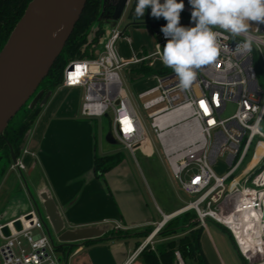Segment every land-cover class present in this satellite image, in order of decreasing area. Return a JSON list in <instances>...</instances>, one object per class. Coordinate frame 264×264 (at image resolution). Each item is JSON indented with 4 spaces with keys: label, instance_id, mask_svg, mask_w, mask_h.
<instances>
[{
    "label": "built area",
    "instance_id": "obj_1",
    "mask_svg": "<svg viewBox=\"0 0 264 264\" xmlns=\"http://www.w3.org/2000/svg\"><path fill=\"white\" fill-rule=\"evenodd\" d=\"M134 1L128 0L127 8ZM183 2L182 12L191 21L189 0ZM157 32L160 39L152 53L126 60L116 46L125 31L117 26L105 38L98 56L69 61L61 86L84 90V116L112 114L115 138L134 156L148 140L140 110L172 176L181 190L193 197L174 213L193 210L203 227L211 219L226 228L243 264H264V86L256 67L257 63L264 67V24L253 22L250 26L251 50L242 54L234 49L244 38L222 32L220 55L198 71L188 90L179 88L173 70L162 63L159 53L167 39L161 28ZM140 63L158 72L153 75V86L136 93L137 108L121 72L128 78V68ZM220 156L226 158L222 175L214 170ZM18 166L25 168L19 158L14 167ZM162 223L138 246L135 255L146 249ZM0 237L2 264H61L36 209L0 225ZM175 255L177 264H187L180 250Z\"/></svg>",
    "mask_w": 264,
    "mask_h": 264
},
{
    "label": "crops",
    "instance_id": "obj_2",
    "mask_svg": "<svg viewBox=\"0 0 264 264\" xmlns=\"http://www.w3.org/2000/svg\"><path fill=\"white\" fill-rule=\"evenodd\" d=\"M136 22L137 24H130L137 27L136 33L154 35L157 41L159 40L157 29L162 26H151L146 23L147 20ZM127 33L125 30L124 38L132 45L131 38L126 36ZM156 43L152 45L151 42L148 44L143 41L136 47L131 46V59L134 55L152 53ZM118 51L128 60L120 52V48ZM142 66L147 65L133 64L128 71L129 80L134 71L135 78L142 83L139 91L153 86L151 82L146 81L153 80L155 83L153 75L158 72L154 69L147 74L140 73ZM83 100L82 88L60 85L43 105L31 129L26 147L18 157L25 168L21 169L20 173L12 163L4 177L0 178V225L32 209L37 210L34 198L45 216L39 193L49 190L66 229L99 226L104 227L106 232L132 231L126 237H110L97 242L79 241L69 256L67 248H62L58 250L62 259L61 264H148L142 252L134 254L143 242L140 241L142 237L140 233L154 228L164 215H171L170 213H174L186 203H175L172 210L167 211L160 207L158 209L151 207L135 177L134 168L122 157L110 170L104 173L98 171L96 156L121 154L119 148L114 145L120 143L109 136V133L106 138L108 137V142L114 144H108L106 140L100 143L101 131L98 120L82 114ZM147 141L138 150L142 147L152 150L151 143L148 144ZM221 228L216 222L211 221L200 233L201 252L208 264H228L223 237L225 235ZM195 229L188 227L186 231L177 232L169 238L178 242L174 237L180 236L181 239L190 237ZM1 243L0 237V245Z\"/></svg>",
    "mask_w": 264,
    "mask_h": 264
},
{
    "label": "water",
    "instance_id": "obj_3",
    "mask_svg": "<svg viewBox=\"0 0 264 264\" xmlns=\"http://www.w3.org/2000/svg\"><path fill=\"white\" fill-rule=\"evenodd\" d=\"M88 1L32 0L29 3L24 15L0 52V138H6L7 127L29 101H31L29 103L31 108L38 103L42 106L47 103L53 91L39 90V87L49 75L71 38ZM127 2L128 0L103 1V11L99 17L101 22L93 26L88 40L83 46V52L88 50L92 53L98 43L104 42L112 29L118 26L127 9ZM107 8L109 10L106 13ZM146 23L151 26H165L167 21H147ZM130 24H137V22L134 21ZM180 25L188 27L194 26V23L189 20H180ZM98 36V43H94ZM90 45L92 46L89 49ZM99 54V49H96L94 56ZM30 133L31 131L25 136L22 150L26 147ZM109 136L118 142L112 131L109 132ZM11 151L12 163L17 165L18 156L12 147ZM17 169L22 173L19 166ZM39 197L45 216L33 197L35 206L44 221L51 242L56 250L67 248V256L79 244V241L86 242L102 237L106 233L105 228L99 226L66 229L51 192L49 190L40 191ZM165 223L166 219L162 225ZM56 241L59 243L57 244Z\"/></svg>",
    "mask_w": 264,
    "mask_h": 264
},
{
    "label": "clouds",
    "instance_id": "obj_4",
    "mask_svg": "<svg viewBox=\"0 0 264 264\" xmlns=\"http://www.w3.org/2000/svg\"><path fill=\"white\" fill-rule=\"evenodd\" d=\"M189 4L192 27L180 25L183 0H137L134 9L137 19H143L150 8L152 17L167 21L161 27L167 43L159 55L162 63L173 70L182 90L190 88L201 68L217 60L222 32L244 38L234 49L242 54L251 50L250 26L253 22L264 24V0H189Z\"/></svg>",
    "mask_w": 264,
    "mask_h": 264
},
{
    "label": "trees",
    "instance_id": "obj_5",
    "mask_svg": "<svg viewBox=\"0 0 264 264\" xmlns=\"http://www.w3.org/2000/svg\"><path fill=\"white\" fill-rule=\"evenodd\" d=\"M32 0H0V52L7 43L12 31L16 27L17 23L24 15L25 10L27 9L29 3ZM103 1L104 0H89L86 6V9L78 22L71 38L69 39L67 45L65 46L60 57L57 59L52 69L50 70L49 75L42 82L45 86V90L54 91L58 86L63 82L64 69L69 61L73 59H80L88 56L86 52H83V46L88 40V35L92 31L93 26L101 22L99 17L103 11ZM137 0L133 7L136 6ZM109 10V8H107ZM106 10V13L108 12ZM185 17L180 16V20H183ZM154 17L151 16V10L146 9L144 18L139 20H149L153 21ZM160 19V18H159ZM163 21L165 19L161 17ZM154 69L147 66H142L139 70L140 73L147 74L152 72ZM43 106L38 103L34 107L25 108L24 114L17 121L12 120L9 126L5 131L6 138H0V178L9 170L12 164V151L11 147L14 149V152L19 157L22 153V145L26 134L31 131L33 125L35 124L39 114L41 113ZM11 145V147H10ZM118 155L110 156V159L115 158ZM121 161L120 158L110 160L109 162H104V160L96 156V168L101 173H104L116 164ZM185 215H189V226L177 224V217L170 219L158 232V235H165L169 233L170 236H174L177 232L186 231L187 227L196 228L192 236L181 239L180 241H170L167 245H161L158 252L155 251H142L141 254L144 255L148 264H177L175 251L178 249L181 251V254L187 264H191L189 259H197L196 264H208L205 256L201 252L200 245V233L203 230V227L200 226V223L196 221L197 213L195 211H188ZM219 225V224H218ZM226 230L225 227L219 225ZM151 232V229H146L141 232L142 237L147 236ZM168 237V238H169ZM110 237H105L104 235L97 239H90L88 242H97L109 239ZM115 238V237H114ZM116 238H119L116 237Z\"/></svg>",
    "mask_w": 264,
    "mask_h": 264
},
{
    "label": "rangeland",
    "instance_id": "obj_6",
    "mask_svg": "<svg viewBox=\"0 0 264 264\" xmlns=\"http://www.w3.org/2000/svg\"><path fill=\"white\" fill-rule=\"evenodd\" d=\"M133 5H134V3L132 4V7H133ZM149 10H151V9L149 8ZM180 16L185 17L183 20H189V16L184 12H181ZM134 21H135V19H134L133 15H131V8L128 7L126 9L125 13L123 14V17L121 18L119 24H118V29L123 31L130 23H132ZM153 21H163V19L154 18ZM188 27H192V26H188ZM136 28L137 27H134L133 25L126 28V31H128V33H127L128 35H126V36L131 38L132 45H130L124 37L121 38L120 40H118V42L116 43L117 48H120V52L128 60L131 59V56H130L131 55V52H130L131 46L136 47L139 44H141V42H143V41H145L148 44L151 42L153 45V43L154 42L156 43V41H157V37L155 38L154 35H139L138 33H136L137 32L135 30ZM140 28L142 29L144 27H140ZM158 39H160V38H158ZM98 41H99V36L96 37V39L94 40V43H98ZM91 46L92 45H90L88 48L90 49ZM163 47H162V51H163ZM96 49H99V51L101 52L102 44L98 43V46H96V48L93 49L92 53H90L88 51L87 52L88 56H94ZM152 49H154V48L152 47ZM256 67L258 70L259 80L264 86V67L260 63H257ZM129 69L130 68H128V70ZM134 73L135 72L133 71V73L131 74L130 80L127 78L124 71L121 72V75H122V78L124 81V87L132 95L135 106L138 108V104L136 101V93H138L139 90H141L140 87H142V83H140L135 78ZM147 82H151V84H154L153 80L146 81V83ZM45 88L46 87L43 86V84H41L39 87V90L45 89ZM30 102L31 101H29L28 104L25 105L21 109V111L13 118L14 121H17L19 118H21V116L24 114L25 108H28ZM139 112H140L141 117H142V119H143V121L147 127V132L149 135L147 143L148 144L151 143L152 150L151 149L148 150L147 148L142 147V149L136 150V153L134 156L130 151L125 149L121 144L116 145L114 143L108 142V140H107L108 137L106 138V135H108V133L111 130V122H112L111 119L113 117L112 114H110L109 116L95 118L96 120H98V126H99L100 131H101V137H99V140H100V143L105 142V140H106V142L108 144H114L115 146H117L119 148V152L121 154H117L118 156H116L113 159H110V156L98 155L97 157L104 160V162H106V161L109 162L110 160H114V159H118V158L121 159V157H122V159L124 161H127L134 168L135 177L137 178L138 183L141 186L142 191L145 194L147 202L150 204V206L154 207L156 209H158L160 207L162 210H165V211L172 210L171 208H173L175 203L185 204V203H188L189 201H191L193 199V197L187 195L184 191H182L178 182L172 176L170 168H169L164 156L162 155L160 146L157 142L155 134L153 133V130L149 126V123H148L147 119L145 118L144 114L140 110H139ZM262 129L264 130V121L262 124ZM111 146H113V145H111ZM146 146H148V145H146ZM250 155L246 159V161H245L244 165L241 167V169H243V167H245L247 162L250 160V157H251ZM214 170L219 175H222L226 172V158L224 156H220L217 159V162L214 164ZM21 179L23 180V178H21ZM170 214H173V213H170ZM177 216H176L177 217L176 221L178 222L177 224L189 226V224H188L189 219H187L189 215H185V213H182V214H179ZM163 220H164V217L161 218V222ZM211 221H212L211 219H208L207 223L209 224V223H211ZM158 224L159 223H157V225L154 228H151V232L147 236L141 237L140 241L141 242L144 241L157 228ZM221 231L225 235L223 237H224V243H225L226 262L228 264H243V259L239 255L237 248L235 246V243H234L233 239L231 238L230 234L223 228H221ZM131 233H132V231H130V230H116V231H108L104 234V236L105 237H111V238L112 237H118V236L119 237H123V236L126 237V236H129ZM169 236H170L169 233H165V235H161V236H159L157 234L153 238L151 243H149L148 246L146 247V251H152V252L155 251L157 253L158 249H159V247H161V245H167L171 241L172 238H168ZM174 238L177 239L178 241H180V239H181L180 236H177V238L176 237H174ZM58 255H60V254H58ZM196 261H197V259H194V258L189 259V262L191 264H196L197 263Z\"/></svg>",
    "mask_w": 264,
    "mask_h": 264
},
{
    "label": "bare ground",
    "instance_id": "obj_7",
    "mask_svg": "<svg viewBox=\"0 0 264 264\" xmlns=\"http://www.w3.org/2000/svg\"><path fill=\"white\" fill-rule=\"evenodd\" d=\"M180 213H182V212H178V213L176 212V213H174L173 215H172V214H171V215H166V218H165V219H166V222H167L168 220H170L171 218L176 217V216L179 215ZM162 222H163V221H162ZM161 226H162V225H161ZM159 230H160V229L157 230V233L159 232Z\"/></svg>",
    "mask_w": 264,
    "mask_h": 264
},
{
    "label": "flooded vegetation",
    "instance_id": "obj_8",
    "mask_svg": "<svg viewBox=\"0 0 264 264\" xmlns=\"http://www.w3.org/2000/svg\"><path fill=\"white\" fill-rule=\"evenodd\" d=\"M131 8V15H133L135 21H138L139 19H137L135 16H134V8L135 7H130ZM108 11V10H107Z\"/></svg>",
    "mask_w": 264,
    "mask_h": 264
},
{
    "label": "snow or ice",
    "instance_id": "obj_9",
    "mask_svg": "<svg viewBox=\"0 0 264 264\" xmlns=\"http://www.w3.org/2000/svg\"><path fill=\"white\" fill-rule=\"evenodd\" d=\"M200 103H201L202 107H205L204 101H201ZM205 110H206V108H205Z\"/></svg>",
    "mask_w": 264,
    "mask_h": 264
}]
</instances>
